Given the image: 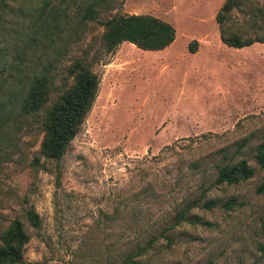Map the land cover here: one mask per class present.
I'll use <instances>...</instances> for the list:
<instances>
[{
	"label": "rangeland",
	"instance_id": "obj_1",
	"mask_svg": "<svg viewBox=\"0 0 264 264\" xmlns=\"http://www.w3.org/2000/svg\"><path fill=\"white\" fill-rule=\"evenodd\" d=\"M223 2L121 0L97 20L81 21L77 6L85 0L51 9L54 16L41 0H6L0 228L18 218L29 235L17 264H117L149 241L137 264H264V193L255 192L264 170L253 151L264 133V43L233 48L220 41L214 17ZM121 14L163 19L175 38L163 50L123 42L105 53L100 21ZM79 58L92 63L96 97L62 158L45 159L38 153L42 114L19 115V91L47 70L54 98ZM242 141L239 157L253 176L215 184V165ZM232 195L241 205L225 210L220 202ZM210 199L218 204L204 208ZM190 203L196 206L172 227ZM27 209L37 213V227Z\"/></svg>",
	"mask_w": 264,
	"mask_h": 264
},
{
	"label": "trees",
	"instance_id": "obj_2",
	"mask_svg": "<svg viewBox=\"0 0 264 264\" xmlns=\"http://www.w3.org/2000/svg\"><path fill=\"white\" fill-rule=\"evenodd\" d=\"M41 0L44 8L56 11L64 10L77 0ZM84 6H77V15L81 21L97 20L101 12L115 9L121 0H85ZM7 5L0 0V11ZM50 13L53 15L52 10ZM220 41L228 47L243 48L253 43H264V5L257 0H224L215 13ZM240 19V20H239ZM102 26V51L112 53L123 42L131 43L141 50L158 51L168 47L175 38V29L167 21L150 14L110 15L100 21ZM196 41L189 43L188 49L195 52ZM64 80L69 82L51 99L52 76L47 70L34 75L19 91L16 111L19 115L37 116L42 114L41 133L38 153L45 159L59 161L68 144L74 138L91 106L98 90V77L92 70L91 61L86 58L74 59L64 71ZM245 142L242 141L233 154L223 153L221 161L215 165L214 183L234 185L246 181L254 174V168L248 165L245 157H239ZM254 159L259 168L264 170V133L254 144ZM255 192L264 193V177L255 187ZM218 202L210 199L203 202V207L210 209ZM237 197L232 195L220 202L225 210L239 207ZM196 203L185 205L177 211L172 227L185 220L190 209ZM26 220L33 226L39 225V217L32 209L25 211ZM29 235L23 223L12 219L0 228V264H17L23 260V252ZM152 241L136 251L127 254L117 264H137L134 259L152 247ZM264 258V246H259Z\"/></svg>",
	"mask_w": 264,
	"mask_h": 264
},
{
	"label": "crops",
	"instance_id": "obj_3",
	"mask_svg": "<svg viewBox=\"0 0 264 264\" xmlns=\"http://www.w3.org/2000/svg\"><path fill=\"white\" fill-rule=\"evenodd\" d=\"M248 47V46H247ZM223 93H230L229 91H227V89H225L224 91H222Z\"/></svg>",
	"mask_w": 264,
	"mask_h": 264
}]
</instances>
